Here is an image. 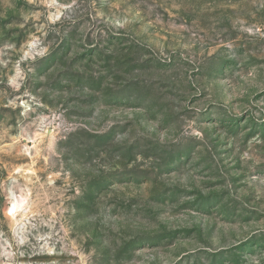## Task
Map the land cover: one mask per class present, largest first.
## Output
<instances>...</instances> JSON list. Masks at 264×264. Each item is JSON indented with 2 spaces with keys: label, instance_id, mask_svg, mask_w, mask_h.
<instances>
[{
  "label": "rangeland",
  "instance_id": "rangeland-1",
  "mask_svg": "<svg viewBox=\"0 0 264 264\" xmlns=\"http://www.w3.org/2000/svg\"><path fill=\"white\" fill-rule=\"evenodd\" d=\"M0 264H264V0H0Z\"/></svg>",
  "mask_w": 264,
  "mask_h": 264
},
{
  "label": "bare ground",
  "instance_id": "bare-ground-1",
  "mask_svg": "<svg viewBox=\"0 0 264 264\" xmlns=\"http://www.w3.org/2000/svg\"><path fill=\"white\" fill-rule=\"evenodd\" d=\"M18 206H13L10 210V214H16L17 213V210H18Z\"/></svg>",
  "mask_w": 264,
  "mask_h": 264
}]
</instances>
